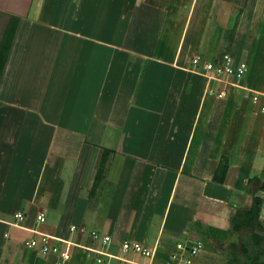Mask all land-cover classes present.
I'll return each instance as SVG.
<instances>
[{"label": "crops", "instance_id": "0c3cea01", "mask_svg": "<svg viewBox=\"0 0 264 264\" xmlns=\"http://www.w3.org/2000/svg\"><path fill=\"white\" fill-rule=\"evenodd\" d=\"M246 1L42 0L34 11L30 8L33 16L45 19L51 33L59 32L56 55L63 53L58 59L62 74L69 54L78 55L79 61L85 58L87 69L82 72L90 75L97 111L105 109L97 98L105 71L108 84L122 73L125 86L110 138L84 136L92 133L88 127H79V132L69 121L75 134L63 132L46 148L39 130H33L35 140L29 139L26 151L19 152L14 133L19 123L11 124L12 139L0 143V264L5 256L6 264H57L56 256L26 247L21 256L17 244L32 239L69 248L72 259L67 264H97V256L83 248H102L91 237L93 231L112 238L107 252L139 264L150 261L123 254V240L157 247L153 264H165L177 244L197 242L210 244V250L203 247L194 264L256 263L249 256L264 253V243L254 245L249 233L235 232L232 220L251 209L256 196L264 197V170L253 171L264 143L248 138L242 122L260 116L242 90L229 89L221 100L207 96L206 79L190 70L196 54L209 59L231 54L248 62L244 85L264 91V82L250 65L251 53H246L260 24L255 13L261 1ZM117 47L129 51V61ZM148 50H171L170 60L146 70ZM237 96L253 109L234 106ZM78 103L61 113H83ZM7 146L10 151L5 152ZM60 157L70 163L65 171ZM222 157L229 159L230 168L225 183L217 184L213 178ZM19 212L25 215L23 221L14 218ZM40 213L47 217L44 224L36 220Z\"/></svg>", "mask_w": 264, "mask_h": 264}, {"label": "rangeland", "instance_id": "374dc122", "mask_svg": "<svg viewBox=\"0 0 264 264\" xmlns=\"http://www.w3.org/2000/svg\"><path fill=\"white\" fill-rule=\"evenodd\" d=\"M116 1L113 0V3H116ZM260 1L261 8L255 13L257 17L259 16L256 21L260 20V24L256 26L257 31L254 29L256 33L254 42L246 44L250 45V50L246 51V53L247 55L249 52L251 53V57H249V60L251 59L250 65L255 70L257 75L256 78L260 80L262 84L264 82V0ZM18 3H20L22 7L19 6L20 8H16V2L13 0H0V12L11 15L10 22L8 21L7 31L4 33L0 43V143L6 140V137L11 140V131L17 129L14 133L18 132L19 138L16 140L19 141V152H24L28 148V140L30 139L33 141V136L35 134L33 130L36 132L39 130L40 136H38V138L40 139V137H42V141L45 139L43 142L44 145L46 144L47 148V144L49 146L55 144V141L59 140L60 136H62L60 134L63 132L75 134V125L72 127L67 125L71 124L70 122L73 124L76 123L78 128L87 126L88 128L86 130L92 133L88 132L89 135L85 133L87 135L84 136L112 137L110 135L113 133L112 126L114 124L111 121L119 118L120 114L117 112L119 110L117 103L122 101L118 98V95L121 94L120 92L123 86H125L124 82L120 80L122 73L117 76L118 78L115 77V81H111L112 83L108 84L109 78H107L108 74L105 71L104 77L106 76V78H103L102 81L99 82L100 84L98 87H100V92L97 96L100 100V104L105 109H103V111H97L99 107L91 102L93 93L91 89L92 82L89 79L90 75H87V70L85 71L87 73L82 72L83 68L86 67L87 69L85 58L83 57L79 61L78 58L75 59L78 55H70L68 53L69 55L65 58L67 62H65V69L62 74L61 69L59 70L58 59L62 57L63 53H61V56L59 55L58 58L56 55L58 50L56 44L59 45L61 43L59 32L52 31L51 33L44 25V22H42L45 19L36 15V17L33 16L30 11V8L34 11L36 5L42 4V0H19ZM57 10L58 7L55 11L58 14ZM38 11L39 10H36L35 14H37ZM86 19L87 17H85V20ZM81 22H84V20L81 19ZM247 25L246 23V26ZM37 40L43 42L41 45L38 44V46H34ZM44 44L46 45L45 47ZM117 51L124 52L122 54L124 60L128 59L130 54L128 50L119 49L117 47ZM170 51L171 50H161L153 54V50H148V53L152 55L150 54L149 56L150 59L146 64L147 67L143 65V68L146 67V70H149L154 64H157V62L161 60L168 62V60H170ZM207 59L211 60L209 58ZM133 69L136 70V68ZM64 77H71L72 80L69 81L68 79L67 82ZM217 86L219 85L217 84ZM214 88V91L217 93L219 87L215 86ZM242 95H244V93ZM250 96L251 94L249 92L245 95L246 100L249 102ZM240 97L237 96V99L235 98L234 106H238V109L240 107H244L245 109L249 107L253 109L251 104L247 102L244 103ZM77 100L79 102L78 105H80L79 110L84 106L83 113L81 112L82 114L79 111L75 112L76 114L71 113V115L68 113H61L62 110H66L67 107H70L72 103L74 104V109H76L75 104ZM218 102L220 104L222 101L218 100ZM47 108H53L54 111ZM16 109L19 110V112H17ZM259 116L260 117H256L253 114L252 119L246 118L242 120V122L245 133L249 134V137L247 135L246 137H255V139L257 137L262 138L261 144H263L264 115L260 114ZM68 118H70V120ZM16 122L19 123V128H16V126L14 129L11 128V124L14 123V125H16ZM254 122L257 123V126ZM98 123L100 125H98ZM234 124L236 125L237 123ZM89 125L92 127L89 128ZM32 133L34 134L32 135ZM36 142H38V140H36ZM41 143L42 142H40V144ZM3 148L4 147L0 145V150ZM7 151H10L9 146L5 147V152ZM60 158L59 160H64L62 157ZM63 164L65 171L67 165L69 166L70 163L64 160ZM52 166H55V162ZM70 169L71 168H69V170ZM263 170L264 152L261 150V154L253 167V171H255V173L256 171L262 173ZM263 205L260 215L262 222H264ZM48 220H53V218L50 216ZM26 242H19L16 246L21 256L23 249L26 247ZM204 247L206 250H210V244H206ZM6 258L5 256L4 264L8 261ZM257 261L258 262L255 264H264V257H260Z\"/></svg>", "mask_w": 264, "mask_h": 264}, {"label": "built area", "instance_id": "2783aa9c", "mask_svg": "<svg viewBox=\"0 0 264 264\" xmlns=\"http://www.w3.org/2000/svg\"><path fill=\"white\" fill-rule=\"evenodd\" d=\"M193 73L206 79L207 96H215L218 99H225L227 97V91L229 89L242 90L244 93L249 92L251 94L250 100L257 114L264 115V91H255L244 85V81L249 72V65L247 61H236L231 54H224L219 58H213L208 60L207 57L196 54L191 59V69ZM217 84L219 86H217ZM219 87V91L216 93L214 87ZM14 218L19 221L25 219V215L22 212L15 214ZM39 224H44L47 221V217L44 213H40L36 218ZM16 227H21L18 224H13ZM72 232L76 231V227L72 226ZM36 234L43 235L45 238L52 239L53 241L72 246L74 243L62 240L56 237H49V235L37 232ZM8 236V235H7ZM91 237L98 241L101 245V249L85 248L87 252L93 253L97 256V264H139L123 256L114 255L106 251L110 246L112 238L110 236H100L97 231L91 232ZM26 247L29 250H38L43 256L54 255L58 258L57 264H67L71 261L72 255L69 250L62 249L60 246L53 243H40L36 239H32L26 242ZM122 253L125 255H136L150 261V264L154 263L157 258V247H146L139 241H133L125 239L121 243ZM203 250L202 242L190 243V244H177L176 250L170 253L168 260L165 264H194Z\"/></svg>", "mask_w": 264, "mask_h": 264}, {"label": "trees", "instance_id": "16d2710c", "mask_svg": "<svg viewBox=\"0 0 264 264\" xmlns=\"http://www.w3.org/2000/svg\"><path fill=\"white\" fill-rule=\"evenodd\" d=\"M9 19H11V16H9L6 13H2V12L0 13V43L2 37L4 36V33L6 32ZM229 163L230 161L227 157H222L221 163L218 169L216 170V173L213 178L214 183L217 184L225 183L230 168ZM263 203H264V197L256 196L253 207L244 212L242 211L238 212L236 217L232 220L235 232L241 233L245 231V233H249L251 235L253 244L257 246H261L262 243H264V225L260 220ZM260 233H263V236L260 235ZM245 252H248V250H245ZM263 254H264L263 252H260L258 253L257 257L253 255V256H249V258L250 259L255 258V261L258 262L257 260L260 259V257L263 256Z\"/></svg>", "mask_w": 264, "mask_h": 264}, {"label": "water", "instance_id": "95a60500", "mask_svg": "<svg viewBox=\"0 0 264 264\" xmlns=\"http://www.w3.org/2000/svg\"><path fill=\"white\" fill-rule=\"evenodd\" d=\"M251 198H252V200H254V196H252Z\"/></svg>", "mask_w": 264, "mask_h": 264}, {"label": "clouds", "instance_id": "9594fccd", "mask_svg": "<svg viewBox=\"0 0 264 264\" xmlns=\"http://www.w3.org/2000/svg\"><path fill=\"white\" fill-rule=\"evenodd\" d=\"M28 249V248H27Z\"/></svg>", "mask_w": 264, "mask_h": 264}]
</instances>
